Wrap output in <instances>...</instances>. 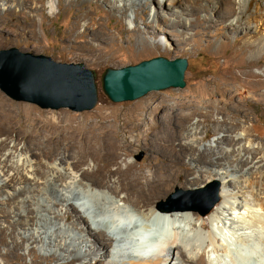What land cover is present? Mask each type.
<instances>
[{"label":"bare ground","instance_id":"obj_1","mask_svg":"<svg viewBox=\"0 0 264 264\" xmlns=\"http://www.w3.org/2000/svg\"><path fill=\"white\" fill-rule=\"evenodd\" d=\"M11 1L22 8L30 4L37 13L42 10L34 0ZM61 1L48 0L50 15L60 10ZM63 1L79 13L84 12L88 3V0ZM216 1L238 5L236 15L248 16L245 26L257 35L248 42L249 46L255 47L258 53L264 52V0L256 3L252 14H248L247 6L242 7L245 0ZM251 1L246 2L247 5ZM112 2L119 12L124 5L130 8L136 5L135 0ZM240 18L232 20L231 24L239 23ZM215 89L226 95L227 90ZM238 95L243 96L242 92ZM228 98L233 101L234 96L229 93ZM170 102L171 99L152 93L121 114L118 129L121 132L135 130V143L144 140L146 148L162 157V161L152 159L150 175L137 172L123 179L133 167V163L128 162L125 171L118 167L99 180L96 178L99 159H92V169L89 165L85 168L77 159V153H70V149L81 152L94 148L104 153L108 162L115 163L118 156L115 148L132 145L118 139L116 133H110L119 113L115 117L114 112L107 115L106 118L113 117V121L98 135L94 133L96 123H91L87 131H81V125H68L63 133L55 132L52 140L62 139L65 144L54 159L58 163L49 164L38 158L48 151L45 146L51 140H45L43 134L51 122L40 115H23L22 119L30 127L27 140L15 136L12 139L15 144L9 148L7 136L21 118L7 101L0 100V202L9 206L14 222L23 224L20 234L24 245L38 248L42 256L55 259L57 264H264V146L249 139L247 129L239 131L234 127L215 129L225 136L203 145L208 131H202L200 125L202 120L210 119V111L193 108L200 105L201 99L183 95L174 99L173 108L167 107ZM151 129H158L155 139H150ZM21 140L23 146L18 148L16 143ZM154 164H160V168L156 169ZM173 169L184 171L189 177L185 182L187 189L220 182V201L216 207L202 215L211 200L207 191L196 199L202 206L190 209L159 205L157 199L163 195L168 181L174 176L181 177ZM98 220L115 228L123 225L120 234L133 252L113 254L110 230H104ZM150 237L156 252L149 257L136 254L135 241ZM0 243V246L5 245L3 240Z\"/></svg>","mask_w":264,"mask_h":264},{"label":"rangeland","instance_id":"obj_2","mask_svg":"<svg viewBox=\"0 0 264 264\" xmlns=\"http://www.w3.org/2000/svg\"><path fill=\"white\" fill-rule=\"evenodd\" d=\"M34 1L37 8L42 9L38 13L30 4L22 8L16 6L15 1L0 0V51L15 48L21 53L47 56L56 63L82 64L95 75L97 102L92 110L83 112H74L68 108L41 109L32 103L13 100L0 90V100L7 101L21 118L7 136L9 148L14 146L12 139L15 136L19 135L27 140L30 127L22 116L40 115L53 125L49 124L44 130L43 138L51 141L45 146L48 151L40 156L38 161L58 163L54 159L57 153L62 152L65 141L52 140L55 132L63 133L68 125L75 127L81 125V131H87L91 123H96L94 133L98 135L107 130L104 128L105 125L110 126L115 114L119 113L114 130L110 133H116L118 139L132 145L115 148L114 151L120 157L117 156L115 163L108 162L104 153L94 148H85L81 152L78 149H70V153L76 152L77 159L85 168L89 165L90 169L94 167L92 159L98 158L99 171L96 178L99 180L114 173L118 167L125 171L128 162L133 163V167L123 179L137 172H144L149 176L150 167H153L152 159L162 161V157L155 154L152 149L146 148L144 140L135 143L137 134L135 130L121 132L118 125L122 123L121 114L132 109L136 103L143 101L152 93L171 99V102L167 103L169 108L174 107V99H179L183 95H195L201 99L200 105L193 108L210 111V119L206 122L202 120L200 125L202 131H208L203 145L225 136V133L215 132V129L234 127L239 131L247 129L249 139L264 146V52L258 53L255 47L249 46L248 42L254 40L257 35L253 33L252 28L245 26L248 16L236 15L238 5L234 2L135 0L134 8L124 5L119 12L113 8L112 0H88L84 12L80 11L84 14L81 16L75 8L68 7L62 0L60 10L57 9L52 16L48 11V0ZM248 1L245 0L242 7L247 6L248 14H252L260 0H253L247 5ZM191 8L192 11H189ZM238 17H241L239 23L231 24V21ZM157 57L168 60L186 59L184 88L152 91L137 100L120 103H112L105 96L101 87V77L106 69L134 66ZM217 87L223 91L227 90L224 93L226 95L217 92L215 89ZM238 92H242V98ZM229 93L234 96L233 101L228 98ZM208 103L210 104L207 105ZM25 109L30 111L26 112ZM110 112H114L113 117L106 118ZM97 114L100 115L96 116ZM157 132L158 129H151L150 139H155ZM112 138L114 139L113 135ZM24 141L16 143L18 148L23 146ZM174 144L177 145L176 140ZM154 165L156 169L160 168V164ZM174 170L180 173L181 177L177 179L174 176L164 187L163 195L157 199V203L159 205L163 203V207L202 206L196 201L202 193L195 195L189 193L216 186L219 192L221 190L218 181L209 182L201 188L187 189L185 182L189 177H186L184 171ZM177 189L180 190L178 196L168 201L169 196ZM10 192H13L11 188ZM23 227V224L11 219L9 206H4L0 202V241L3 240L5 243L0 246V264H57L55 259H46L42 256L38 248L24 245V238L20 234ZM8 244L13 247H9Z\"/></svg>","mask_w":264,"mask_h":264},{"label":"water","instance_id":"obj_3","mask_svg":"<svg viewBox=\"0 0 264 264\" xmlns=\"http://www.w3.org/2000/svg\"><path fill=\"white\" fill-rule=\"evenodd\" d=\"M186 69V59L157 57L134 66L106 69L101 87L112 103L134 101L152 91L184 88ZM94 78L93 71L82 64L56 63L47 56L21 53L15 48L0 51V90L13 100L32 103L41 109L92 110L97 102ZM218 189V186L207 187L189 193L207 191L211 195L202 215L218 203ZM179 193L177 189L168 201Z\"/></svg>","mask_w":264,"mask_h":264}]
</instances>
